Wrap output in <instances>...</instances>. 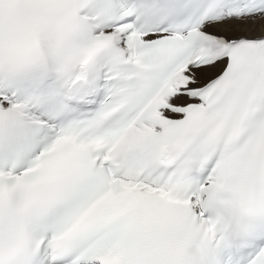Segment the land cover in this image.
Returning <instances> with one entry per match:
<instances>
[{
	"label": "snow or ice",
	"instance_id": "6c2138e0",
	"mask_svg": "<svg viewBox=\"0 0 264 264\" xmlns=\"http://www.w3.org/2000/svg\"><path fill=\"white\" fill-rule=\"evenodd\" d=\"M0 264H264V0H0Z\"/></svg>",
	"mask_w": 264,
	"mask_h": 264
}]
</instances>
